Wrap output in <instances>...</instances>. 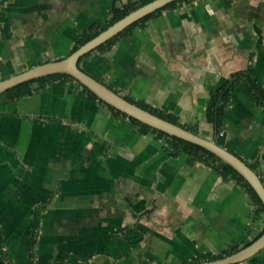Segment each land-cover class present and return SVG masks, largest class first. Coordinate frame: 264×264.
<instances>
[{"label":"crops","instance_id":"0c3cea01","mask_svg":"<svg viewBox=\"0 0 264 264\" xmlns=\"http://www.w3.org/2000/svg\"><path fill=\"white\" fill-rule=\"evenodd\" d=\"M127 1L3 0L0 80L66 57L80 32ZM249 61L264 89V0L182 1L79 66L194 125L264 184V104L247 85L233 89L222 135L206 121L210 92ZM41 206L33 264H180L264 231V213L235 179L174 154L167 137L142 131L67 78L15 100L0 95V237L12 264L28 263ZM239 264H264V249Z\"/></svg>","mask_w":264,"mask_h":264},{"label":"trees","instance_id":"16d2710c","mask_svg":"<svg viewBox=\"0 0 264 264\" xmlns=\"http://www.w3.org/2000/svg\"><path fill=\"white\" fill-rule=\"evenodd\" d=\"M3 0H0V3ZM151 0H129L126 3H124L122 6H112L109 12V18L105 23H94L91 25L87 30L80 32L78 40L73 45L71 52L76 50L80 45L85 43L86 41L90 40L92 37L97 35L99 32L104 30L106 27L117 21L118 19L122 18L126 14H128L130 11L138 8L139 6L146 4ZM182 1H192V0H176L173 1L166 6H164L161 9H158L144 17H142L140 20L135 21L134 23L130 24L128 27H126L123 31L116 34L114 37L108 39L106 42L100 44L97 46L94 50H108L113 43L121 36L128 34L130 30L137 26V25H144L148 20L151 18L157 16L162 10L168 9V8H174L176 7L180 2ZM92 50V51H94ZM92 51L85 54L83 57L80 58L79 62L82 58L86 57L88 54H90ZM57 78H67L76 81L74 78L70 77L67 74H51L43 77L36 78L34 80L25 81L22 82L12 88L7 89L5 92L1 93L0 95H3L5 99L7 100H15L17 98L30 95L37 87H43L49 82L57 79ZM77 82V81H76ZM239 82H244L247 87L252 91L255 99L257 102L264 104V89L262 85L254 78V66L251 61H249V64L245 69L236 71L230 75V77L223 82L218 88L212 90L210 92V96L208 99L207 107H206V121L211 123L214 126L215 135L217 136L222 128H223V121H224V112L229 106L230 103V95L233 91V89L236 87V85ZM78 83V82H77ZM84 91H86L90 96L94 97L98 101L106 104L99 98H97L96 95H94L91 91H89L84 86H81ZM126 99L136 103L138 106L150 111L153 114H156L164 119H167L175 124H178L194 133H197L196 127L194 125L191 126H183L179 124L177 117L168 113H164L156 108H153L145 103L135 101L130 99L129 97H126ZM108 107H110L113 111L120 113L126 117H128L126 114H123L119 110H116L112 106L106 104ZM129 120L136 123L140 126L142 131L152 130L156 132L159 136H165L168 138V144L170 148L172 149V152L174 154L179 153H186L192 160L201 161L204 164L212 167L215 169V171L223 178V179H235L246 191L248 196L250 197L252 203L255 205V210L257 212H263L264 213V207L258 198L257 194L253 190V188L242 178V176L233 169L229 164L223 162L219 158H217L214 154L211 152L205 150L204 148L184 141L182 139L169 136L157 129L151 128L147 124H144L132 117H128ZM42 206L39 207L36 211V214L34 216L33 220V228L32 233L29 237L28 241V249H29V260L27 264H33V258H34V246L36 243L38 228H39V220H40V213L42 210ZM250 243V242H249ZM247 243V244H249ZM246 244V245H247ZM238 246H231L223 251L217 253V254H199L195 258L187 261H183L180 264H198L205 260H214L217 258H221L225 255L231 254L232 252H235L238 250ZM0 264H12L9 259L6 257L4 250H3V244L0 237Z\"/></svg>","mask_w":264,"mask_h":264},{"label":"water","instance_id":"95a60500","mask_svg":"<svg viewBox=\"0 0 264 264\" xmlns=\"http://www.w3.org/2000/svg\"><path fill=\"white\" fill-rule=\"evenodd\" d=\"M173 1L176 0H151L130 11L128 14L106 27L66 57L37 64L0 80V94L25 81L34 80L51 74H67L74 78L81 86H84L96 95L97 98L116 110H119L123 114H126L128 117H132L169 136L196 144L211 152L223 162L229 164L253 188L264 207V184L258 174L242 159L218 144L215 139L202 137L197 133L138 106L136 103L126 99L123 95L117 93L103 82L83 71L79 66V60L85 54L94 50L97 46L106 42L108 39L114 37L130 24L163 8ZM262 249H264V231L249 244L239 248L235 252L214 260H205L198 264L244 263Z\"/></svg>","mask_w":264,"mask_h":264},{"label":"built area","instance_id":"2783aa9c","mask_svg":"<svg viewBox=\"0 0 264 264\" xmlns=\"http://www.w3.org/2000/svg\"><path fill=\"white\" fill-rule=\"evenodd\" d=\"M219 134H220V135H222V134H223V132L221 131Z\"/></svg>","mask_w":264,"mask_h":264}]
</instances>
